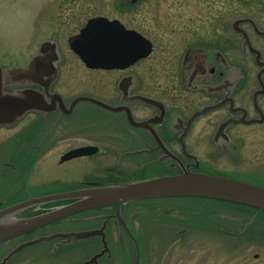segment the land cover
Masks as SVG:
<instances>
[{
	"label": "flooded vegetation",
	"instance_id": "flooded-vegetation-1",
	"mask_svg": "<svg viewBox=\"0 0 264 264\" xmlns=\"http://www.w3.org/2000/svg\"><path fill=\"white\" fill-rule=\"evenodd\" d=\"M127 8L119 4L114 11L88 16L77 31L67 36V45L71 36L79 33L89 19L97 16L116 19L126 29L147 37L138 30V26H131L122 17ZM254 22L250 17H237L226 24L228 29L240 33L242 38L244 58L241 62L238 57H233L238 53V37L228 40L222 34L221 43L216 46L193 43L185 49L178 72L172 73L163 84L154 76L149 93L138 91V62L144 58L124 68H90L70 48L87 69L107 73L105 79H91L93 84L90 88L96 97L87 94L68 96L65 91L53 88L56 80L50 83L48 90L42 85L31 83L6 84L4 89L11 92L23 88L39 90L44 98V106L41 110H31L25 114L24 117L32 115L34 119L24 129L14 131L8 137L7 156L3 158L0 154V182L7 181V187L0 192V201L9 205L93 185L177 173L184 168L209 172L207 170L213 169L210 165L213 156L203 159L198 151L200 147L204 148L208 144L217 150L219 145L227 146V142L239 135L240 126L264 122V69L261 71L263 65L257 63L256 53L249 44L260 51L264 60L263 51L252 42L250 33L242 26L248 23L254 33L262 35L256 31ZM55 39L51 38L52 41ZM248 51L253 55L254 63L259 65L256 88L247 82L249 65L245 53ZM58 57H62L59 51ZM56 67L59 69V64ZM55 92L60 95L61 101L52 99L50 95ZM82 95L97 99L109 107L89 101L92 105L88 106L86 114L80 115L79 110L77 112L78 103L87 100H80L73 106L71 104L75 97ZM139 96L147 97L150 101ZM78 120L82 121L76 122ZM196 125L199 128L193 133ZM72 126L74 128H70ZM78 148H86L87 151L64 158L68 152ZM72 200H55L57 204L49 206L45 203L35 204L31 206L30 212L35 215ZM89 211L97 213L83 221L93 224L78 230L103 227L102 234L68 243L94 244L98 247L94 254L103 248L105 242L107 250L98 260L100 263L103 258L105 264H109L115 247L119 249L133 244L119 224L115 206L93 208L81 213ZM122 213L124 216V208ZM76 215L10 240L22 238V242L39 238L42 234L33 235L34 232L58 222L69 221ZM128 226L137 239L135 230ZM68 231L77 230H53L49 234ZM61 241L60 238L51 241L52 246L63 245Z\"/></svg>",
	"mask_w": 264,
	"mask_h": 264
},
{
	"label": "rangeland",
	"instance_id": "rangeland-1",
	"mask_svg": "<svg viewBox=\"0 0 264 264\" xmlns=\"http://www.w3.org/2000/svg\"><path fill=\"white\" fill-rule=\"evenodd\" d=\"M119 4L129 7L122 17L131 26H138V30L153 42L151 54L138 62L140 92H151L150 83L154 76L163 84L172 73L176 74L189 45L216 46L221 43L222 34L228 40L238 37V53L233 57H238L241 62L244 55L240 33L226 27L227 22L237 17L252 18L257 29L259 26L264 31V0H0V65L4 71L25 66L39 52L41 45L50 41L56 54L59 51L62 56L55 62V67L59 64V69L56 67L59 77L56 76L53 88L65 91L68 96L87 94L96 97L90 88L91 79H105L107 73L87 69L70 51L66 40L88 16L114 11ZM242 26L250 33L252 42L263 51L264 58V35L254 33L248 23ZM53 37H56L55 41L51 40ZM245 59L249 65L247 82L256 88L259 65L254 63L249 51L245 53ZM259 59L264 62L261 53ZM91 105L89 101H81L77 112L86 114ZM31 119H34L32 115L0 125V154L3 158L7 156L8 137L14 131L24 129ZM198 128L196 125L193 133ZM238 129L239 135L227 142V146L219 145L216 150L206 144L198 151L203 159L213 156L210 164L213 169L207 171L264 187V122ZM147 177L151 176L138 179ZM6 187L7 181H1L0 192ZM57 202L45 204L49 206ZM9 205L0 201V209ZM123 208L125 220L135 230L141 244L140 264H264V212L258 214L257 211L242 210L234 203L196 197L134 200ZM31 210L29 206L16 216H32ZM96 213L77 214L69 221L43 227L33 235H51L49 233L53 230L78 231L92 225L91 221L83 220ZM57 239L24 247L4 264H81L98 248L94 244L68 243L72 240L78 242L75 238L67 242L60 238L63 245L52 246L51 241ZM21 240L16 238L0 243V261L10 250L26 241ZM113 253L109 264L134 263L133 246L129 244L125 248L115 247ZM98 264H105L104 259L100 263L98 260Z\"/></svg>",
	"mask_w": 264,
	"mask_h": 264
},
{
	"label": "water",
	"instance_id": "water-1",
	"mask_svg": "<svg viewBox=\"0 0 264 264\" xmlns=\"http://www.w3.org/2000/svg\"><path fill=\"white\" fill-rule=\"evenodd\" d=\"M255 28L256 31L264 35V31H259L256 26ZM242 32L244 33V31ZM68 45L87 67L105 69L124 68L141 58L147 57L153 48L152 42L140 32L126 29L118 20H109L104 16L89 19L79 33L68 39ZM249 47L256 53L257 63L263 65L262 71L264 62L259 59L260 51L251 44H249ZM56 60L57 54L54 45L50 41H45L41 45L39 52L25 66L10 67L4 71L0 65V125L13 123L22 118L28 111L41 110L44 106V98L39 90L23 88L11 92L4 89L5 85L35 83L44 86L45 90H48V86L57 76ZM260 73L259 80L262 83ZM50 96L52 99L57 98L61 101L60 95L56 92ZM139 97L150 101L147 97ZM80 100L107 106L101 101L88 96L75 97L71 106ZM86 151V148H78L68 152L64 158L83 154ZM175 197L217 199L264 209L263 186L228 176L184 168L181 172L174 174L158 175L100 186L93 185L73 191L33 197L1 208L0 243L82 211L114 205L120 226L127 233L134 246L133 264H139V244L122 216V205L134 200ZM60 199L73 200L32 216L22 218L16 216L18 212L29 206ZM102 232L103 227L101 229L57 232L25 241L10 250L0 261V264H4L14 253L22 248L44 240L62 238L63 241L67 242L72 238L83 239L102 234ZM106 250L107 247L104 242L103 249L82 264H98L97 259Z\"/></svg>",
	"mask_w": 264,
	"mask_h": 264
},
{
	"label": "trees",
	"instance_id": "trees-1",
	"mask_svg": "<svg viewBox=\"0 0 264 264\" xmlns=\"http://www.w3.org/2000/svg\"><path fill=\"white\" fill-rule=\"evenodd\" d=\"M202 199H204V198H202ZM205 200H206V199H205ZM217 201H220V200H217ZM225 202H227V201H225ZM230 203H232V202H230ZM234 205L238 206V207H239L240 209H242V210H246V211L248 210L249 212H250V211H251V212L257 211L258 214H260V212H264L263 209L255 208V207L248 206V205H244V204L234 203Z\"/></svg>",
	"mask_w": 264,
	"mask_h": 264
}]
</instances>
